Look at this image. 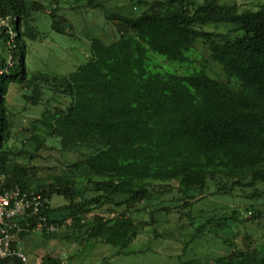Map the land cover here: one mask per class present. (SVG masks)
<instances>
[{
    "label": "trees",
    "instance_id": "obj_1",
    "mask_svg": "<svg viewBox=\"0 0 264 264\" xmlns=\"http://www.w3.org/2000/svg\"><path fill=\"white\" fill-rule=\"evenodd\" d=\"M49 1L55 7L60 2ZM89 2L104 8L100 0ZM136 3L145 5L138 15L110 16L117 21L115 40L92 39L85 63L69 75L50 76L28 74L24 62V37L39 35L30 23L31 14L43 9L42 4L0 0V21L7 22L0 24V172L8 185L35 190L47 199L41 212L44 223L70 219L86 229L88 239H101L119 250L148 222L124 213H94L87 221L84 217L104 204L115 206L112 211H130L149 197L150 182H175L181 207L191 205L196 193L202 197L210 181L217 184L215 193L252 188L249 197L261 199L264 210V188H258L264 183V5L238 12L206 0ZM55 7L49 13L52 27L66 33V18L59 17ZM206 24L231 25L236 33L204 30ZM197 42L226 80L209 72L208 59L196 65L192 55ZM12 84L30 87L26 99L32 105L40 102L45 86L70 97L66 108L41 111L33 122V138L37 149L44 143L39 132L57 138L62 151L90 149L70 167L87 169L86 186L93 194L77 200L74 175L33 181L30 168L11 162L6 143L12 122L5 96ZM54 195L66 203L52 208ZM56 210L59 218L52 217ZM149 215L153 220V212ZM204 229L202 223L193 236ZM0 264L18 263L7 258ZM48 264L60 263L49 258ZM179 264H264V252L254 243L231 242L228 253L210 261L190 258Z\"/></svg>",
    "mask_w": 264,
    "mask_h": 264
},
{
    "label": "rangeland",
    "instance_id": "obj_2",
    "mask_svg": "<svg viewBox=\"0 0 264 264\" xmlns=\"http://www.w3.org/2000/svg\"><path fill=\"white\" fill-rule=\"evenodd\" d=\"M30 1L41 3L43 9H36L31 14L30 23L39 31V35L35 39L24 37L25 68L28 74L42 72L50 76L69 75L85 63L91 56L92 39L97 38L105 43L115 40L119 33L116 30L117 21L111 15L136 16L145 8V5H137V0H100L104 5L102 9L92 6L89 0H60L56 7L49 0ZM151 1L143 0L144 4ZM206 1L234 7L238 12L256 11L264 5V0ZM54 7L59 17L66 18V33L52 27L49 13ZM0 24L6 26L7 22L1 20ZM230 27L206 24L203 29L235 34L236 31ZM195 48L192 58L197 60L196 65L208 59L209 72L226 80L222 69L211 61L202 43L197 42ZM30 93L29 86L12 84L5 96L12 122V136L6 143L11 162L30 168L33 181L46 182L55 175H74L77 200L93 194L86 186L87 169L70 167L91 153L90 149L77 147L72 151H62L57 138L46 137L40 132L39 137H43L44 143L37 149V142L33 138V122L41 111L54 106L66 108L70 97L45 86L40 102L32 105L26 99ZM148 188L149 197L136 203L130 211L124 207L112 211L115 206L104 204L84 217L87 221L94 213L110 217L124 213L135 221H147L148 224L125 249L119 250L101 239H88L83 226L67 219L61 224L55 223L56 229L53 231L37 229L21 239V245L30 252L28 260L33 258L34 264H48L49 258L58 260L60 264H179L180 260L190 258L210 261L228 253L231 242L238 245L254 243L259 251L264 252V210L261 199L249 197L252 188H236L230 194H221L215 193L217 184L210 181L203 196L196 193L193 197L195 201L184 207L180 206L181 194L175 182H150ZM258 188H264V183L258 184ZM124 197L116 196L117 199ZM65 203L66 200L57 195L50 198L52 208ZM149 212H153V220ZM253 215L258 217L254 218ZM231 216L233 219H230ZM52 217L59 218L60 213L56 210ZM202 223H205V229L194 237L196 228Z\"/></svg>",
    "mask_w": 264,
    "mask_h": 264
},
{
    "label": "built area",
    "instance_id": "obj_3",
    "mask_svg": "<svg viewBox=\"0 0 264 264\" xmlns=\"http://www.w3.org/2000/svg\"><path fill=\"white\" fill-rule=\"evenodd\" d=\"M47 199L35 190L19 185H8L7 176L0 172V259H14L18 264H28L21 245L20 235L42 229H56V224L44 223L42 210Z\"/></svg>",
    "mask_w": 264,
    "mask_h": 264
},
{
    "label": "crops",
    "instance_id": "obj_4",
    "mask_svg": "<svg viewBox=\"0 0 264 264\" xmlns=\"http://www.w3.org/2000/svg\"><path fill=\"white\" fill-rule=\"evenodd\" d=\"M24 251H25V253L27 255V259H28V257H30V254H29L30 252H28V250H26V249H24ZM34 263L35 262H34V259L33 258H31V259L28 260V264H34Z\"/></svg>",
    "mask_w": 264,
    "mask_h": 264
}]
</instances>
